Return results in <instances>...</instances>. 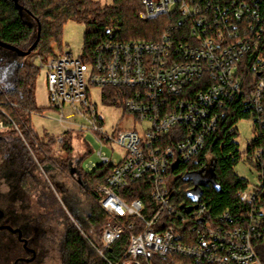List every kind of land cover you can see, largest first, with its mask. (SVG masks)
Returning a JSON list of instances; mask_svg holds the SVG:
<instances>
[{
    "label": "built area",
    "instance_id": "built-area-1",
    "mask_svg": "<svg viewBox=\"0 0 264 264\" xmlns=\"http://www.w3.org/2000/svg\"><path fill=\"white\" fill-rule=\"evenodd\" d=\"M141 5V20L169 19L157 39L121 42L109 34L89 57L61 53L42 64L49 105L62 129L56 143L91 133L101 145L123 151L120 161L97 154L107 170L96 188L106 223L100 245L83 236L107 264H264L263 145L249 161L258 185L238 194L244 206L238 213L213 217L202 201L177 208L172 192L176 176L190 172L176 174L177 168L196 161L235 98L243 97L253 125H264V79L247 94L241 71L264 35V0ZM249 68L260 76L264 61L256 57ZM93 88L117 90L124 111L145 124L142 133L107 134L90 98ZM8 130L0 123V133ZM136 184L148 190L149 203L129 199L127 189ZM123 235V256L110 261L104 252Z\"/></svg>",
    "mask_w": 264,
    "mask_h": 264
},
{
    "label": "trees",
    "instance_id": "trees-1",
    "mask_svg": "<svg viewBox=\"0 0 264 264\" xmlns=\"http://www.w3.org/2000/svg\"><path fill=\"white\" fill-rule=\"evenodd\" d=\"M16 4L21 8V13ZM141 10V0H112L109 6H102L95 0H0V42L26 51L36 41L39 28V41L32 53L43 64L56 55L54 47L60 46L63 25L73 21L85 27L82 55L89 57L101 42L108 39L109 34L121 42L157 39L169 19L161 16L143 21L139 18ZM256 57L264 61V35L257 52H253L248 61L242 64L247 94L257 80L264 79V72L259 76L258 72H251L249 68ZM37 74V68L0 47V123L9 128L7 132L0 133V208L4 206L13 225L23 228L29 239L33 236L30 239L33 244H37L36 240L43 241L50 231L55 236L61 227L62 264H107L83 236L88 233L78 230L69 222L54 194L36 175L45 167H57L70 173V158L74 152L72 137L66 135L63 143L58 145L62 156H51L53 147L57 145L56 139L45 135L44 142L31 127V116L42 113L35 104ZM117 94V90H104L106 96ZM244 106L243 97L235 98L196 161L177 168L176 174L184 171H202L205 174L208 166L213 169L219 189L215 190L211 186L202 188L199 198L213 217L225 212L234 215L244 209L238 194L246 189L247 184L233 173L241 156L236 143V124L249 119ZM252 128L253 139L248 144V155L254 148L264 146V125H253ZM255 131H259L258 138H254ZM75 170L78 182L87 183L88 194L92 199L88 224L95 238L91 235L87 237L100 245L106 215L97 203L99 196L96 188L103 183L107 170L98 166L91 173H83L79 160ZM187 174L176 176L173 183L172 192L177 208L191 203L188 194L194 185L190 181L183 182ZM3 185L4 191L1 189ZM140 186L136 184L127 189L131 192L129 199L150 201L148 190L142 191ZM127 237L123 235L107 249L105 257L113 262L121 259ZM22 252L21 244L13 235H0V264H13Z\"/></svg>",
    "mask_w": 264,
    "mask_h": 264
},
{
    "label": "rangeland",
    "instance_id": "rangeland-1",
    "mask_svg": "<svg viewBox=\"0 0 264 264\" xmlns=\"http://www.w3.org/2000/svg\"><path fill=\"white\" fill-rule=\"evenodd\" d=\"M102 6H109L112 0H95ZM142 11V10H141ZM85 27L73 21H68L63 25L60 46L54 47L56 54L70 53L73 59H77L83 51ZM23 62L30 64L38 69V74L35 82V104L36 107L42 110L40 115L33 114L31 116V127L34 133L44 142L45 135H48L57 140L62 134V129L56 123V113H54L49 105L48 94L46 89V70L42 67L39 57L35 53L21 59ZM105 89L93 88L90 92L92 103L96 105V111L104 123V131L115 136L122 131H136L142 133L146 128L145 124H140L134 117L127 114L123 108V99L117 95H104ZM77 122H82L75 119ZM83 123V122H82ZM253 123L250 119L241 120L236 124L238 136L236 143L240 152V160L233 169V173L240 179H243L246 184V190L252 191L258 185V175L250 161V155L247 154L248 144L253 139ZM74 152L70 158V168L76 169L78 160L83 173H91L99 166L100 160L98 152L105 155L107 158L120 161L123 156V151L110 144H100L91 133L77 135L73 137ZM51 156H62L59 151L58 144L53 147ZM79 153V154H78ZM39 179L51 190L58 201V205L64 210L69 222L78 230H82L85 236L92 235L93 231L89 227L88 219L90 216L92 199L88 194L87 183H79L76 175H70L68 170H60L56 168L45 167L36 174ZM5 190L4 185L1 187ZM5 216H8L4 206L0 208ZM2 224H0L1 227ZM60 230L46 236L43 241L36 240L37 244L33 245L36 252V258L31 264H62L60 253ZM0 234L5 236L8 231H2ZM17 239L16 236L13 235ZM33 236H30L32 239ZM88 238V237H87ZM37 239V238H36ZM86 239V238H85ZM42 245V246H40ZM20 258L30 259V255L22 252ZM13 264H26L13 262Z\"/></svg>",
    "mask_w": 264,
    "mask_h": 264
},
{
    "label": "water",
    "instance_id": "water-1",
    "mask_svg": "<svg viewBox=\"0 0 264 264\" xmlns=\"http://www.w3.org/2000/svg\"><path fill=\"white\" fill-rule=\"evenodd\" d=\"M16 7L19 10V12L21 13V8L19 6H17V4H16ZM38 41H39V28H38L36 41L26 51H22L18 48L4 44L2 42H0V47L15 53V55L17 57H19L20 59H23V58L29 56L34 51ZM76 173H77V171L75 169H72L70 172V175L73 176V175H76ZM189 181L192 182L194 185L193 190L188 194V197L191 200V202H196V203L199 202V200H200L199 198L201 195V189L202 188H207V187L211 186L215 190L219 189V186L216 184L214 171L210 166L207 167L205 174H202V171H200L197 173H189V174L185 175V177L183 178V182H189ZM1 216H2V214L0 213V217ZM0 229L1 230H9L14 234L17 233L18 234V240H21L20 231L18 229L13 230L8 226L7 227H5V226L0 227ZM22 242H23L24 248H26L27 242L25 240H23ZM32 253L34 254V252H32ZM31 260H26L25 262L30 263Z\"/></svg>",
    "mask_w": 264,
    "mask_h": 264
},
{
    "label": "flooded vegetation",
    "instance_id": "flooded-vegetation-1",
    "mask_svg": "<svg viewBox=\"0 0 264 264\" xmlns=\"http://www.w3.org/2000/svg\"><path fill=\"white\" fill-rule=\"evenodd\" d=\"M0 213L2 214V216L0 217V224H2L1 227H3V226L7 227L8 226V227H10L13 230L18 229L20 231L21 240H18V234L17 233L14 234V233H12L9 230H1V229H0V231H8L11 235L16 236L17 237V241L21 244V247L24 250V252L27 253L28 255H30V259L20 258V259L17 260V263H24L26 260H31V259L32 260H31L30 263H26V262L25 263L26 264L33 263V261L36 258V252L32 248L33 245H34L32 240H30L29 237L26 236V234L23 232L24 230H22L23 228L14 226L12 220L8 216H5L4 213L1 210H0ZM23 240H25L27 242L26 248H24V246H23V242H22ZM32 252H34V254Z\"/></svg>",
    "mask_w": 264,
    "mask_h": 264
}]
</instances>
